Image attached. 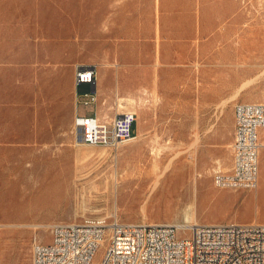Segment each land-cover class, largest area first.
<instances>
[{"label": "rangeland", "instance_id": "rangeland-1", "mask_svg": "<svg viewBox=\"0 0 264 264\" xmlns=\"http://www.w3.org/2000/svg\"><path fill=\"white\" fill-rule=\"evenodd\" d=\"M78 63L98 71V106L82 111L137 113L136 138L117 151L80 145ZM262 67L264 0H0V225H24L0 226V264H32L35 237L50 239L37 224L178 225L191 206L194 223L264 220V147L256 189L213 182L232 164L235 105L263 102L264 78L235 91Z\"/></svg>", "mask_w": 264, "mask_h": 264}, {"label": "built area", "instance_id": "built-area-1", "mask_svg": "<svg viewBox=\"0 0 264 264\" xmlns=\"http://www.w3.org/2000/svg\"><path fill=\"white\" fill-rule=\"evenodd\" d=\"M97 67L75 65V116L73 126L81 144L102 146L113 151L135 139L137 113L117 112L102 116L81 107L100 100ZM91 91L79 94L80 85ZM232 164L218 167L214 185L225 190L256 189L260 176V129L264 128V101L235 105ZM48 241L36 236L32 264H93L97 250L104 246L97 264H264V222L181 225L128 222L117 215L91 217L83 222H55L44 226Z\"/></svg>", "mask_w": 264, "mask_h": 264}, {"label": "bare ground", "instance_id": "bare-ground-1", "mask_svg": "<svg viewBox=\"0 0 264 264\" xmlns=\"http://www.w3.org/2000/svg\"><path fill=\"white\" fill-rule=\"evenodd\" d=\"M107 63V62H106ZM110 63V62H109ZM102 66V65H101ZM115 66H116V64H115ZM104 68V67H103ZM101 72V71H100ZM264 78V67H262L257 73H256V75L255 76H253V77H250V78H247L246 80H244L240 85H239V87H237V89H236V93L238 94L239 92H242V91H244V90H247V89H249V88H252V87H255L256 85H257V83L261 80V79H263ZM98 90H99V84H98ZM75 91V90H74ZM101 92V91H100ZM235 94V93H234ZM234 94H233V96H234ZM129 96V95H128ZM233 96H232V98H233ZM262 96L264 97V91L262 92ZM132 97H133V95H132ZM126 98V97H125ZM138 98V97H137ZM228 98V97H227ZM118 99V98H117ZM120 100H123V98H121L120 97ZM132 100V99H131ZM140 100V99H139ZM229 100V99H228ZM227 99L226 100H223V102H222V105H226L227 104V101H228ZM121 102V101H120ZM125 102H126V100H125ZM103 103V102H102ZM131 103V102H130ZM124 104V103H123ZM128 104V103H127ZM132 104V103H131ZM122 105V104H121ZM129 105V104H128ZM123 106V105H122ZM132 106V105H131ZM103 108V107H102ZM101 108V109H102ZM103 114V113H102ZM104 114H105V112H104ZM106 115H108V114H106ZM136 138V137H135ZM263 138V137H262ZM155 140H157V139H155ZM80 145H82L81 144V142H80ZM262 147H264V140H262L261 139V149H260V157H261V163H262V153H261V151H262ZM153 148H154V146H153ZM125 149V148H124ZM155 149V148H154ZM159 149V148H158ZM157 149V150H158ZM127 150V149H126ZM156 150V149H155ZM156 150V151H157ZM160 150V149H159ZM191 151H193V150H191ZM122 152V151H121ZM179 155V154H178ZM174 156H176V155H174ZM173 156V157H174ZM172 157V156H171ZM172 157V159L170 160V163H168V164H165L166 165V167L164 168L163 167V169L164 170H162L160 173H159V176L158 177H156V178H154V179H152V182L154 183V187L153 188H155V185L156 184H158L159 182H160V178L167 172V169H170L171 168V165L173 164V163H175L174 162V160L176 159V157L175 158H173ZM162 157H158V154H157V156L156 157H154V159L156 160V161H159L160 159H161ZM196 158V157H195ZM194 158V159H195ZM181 160L182 161H184V162H182V163H180V164H178L179 166H178V169H177V171H176V173L175 174H178V173H182V172H184V170H185V166H186V159H182L181 158ZM218 160V159H217ZM216 160V161H217ZM169 161V160H168ZM180 161V160H179ZM218 162L219 163H221L220 162V160H218ZM189 163H194V161L193 160H189ZM156 164V163H155ZM153 167H154V165H153ZM156 167H158V166H156ZM224 167V166H223ZM210 168V167H209ZM226 168V167H225ZM156 169H159V168H156ZM158 171V170H157ZM262 172H264V166L261 168V174H262ZM155 173V172H154ZM113 175H114V177L116 176L115 175V173H114V171H113ZM113 177V176H112ZM190 179V178H189ZM194 179V178H193ZM196 179V178H195ZM194 179V180H195ZM77 180V179H76ZM74 182V181H73ZM116 187V186H115ZM152 187V186H151ZM197 186H196V184H195V190H197V188H196ZM114 191V190H113ZM194 193V192H193ZM191 206V205H190ZM115 207V206H114ZM115 209V208H114ZM116 209H118V208H116ZM115 209V210H116ZM194 206H191V207H188V209L186 210V212H185V217H186V221L184 222V223H181V224H178V225H181L182 227H183V229H187L188 228V226L189 225H191L192 223H194V217H193V215H194ZM3 227H8V228H10V227H23L24 225L23 224H17V223H5V224H1ZM0 225V226H1ZM48 224H44V225H40V224H37V225H32V227H34L35 229H37V228H41V227H44V226H47ZM9 231V230H8ZM1 255V254H0Z\"/></svg>", "mask_w": 264, "mask_h": 264}, {"label": "crops", "instance_id": "crops-1", "mask_svg": "<svg viewBox=\"0 0 264 264\" xmlns=\"http://www.w3.org/2000/svg\"><path fill=\"white\" fill-rule=\"evenodd\" d=\"M135 129V132H137V126L136 124L133 126V131ZM264 130V128L260 129V131ZM135 134V133H134ZM231 191H243V190H231ZM240 222H251L255 220H259L260 222H264V220L260 219L258 216L250 215L246 218L240 219Z\"/></svg>", "mask_w": 264, "mask_h": 264}]
</instances>
